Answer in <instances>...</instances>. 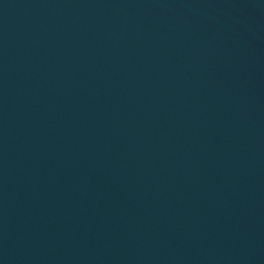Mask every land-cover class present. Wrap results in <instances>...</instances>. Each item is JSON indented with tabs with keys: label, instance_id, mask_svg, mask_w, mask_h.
I'll return each mask as SVG.
<instances>
[{
	"label": "water",
	"instance_id": "95a60500",
	"mask_svg": "<svg viewBox=\"0 0 264 264\" xmlns=\"http://www.w3.org/2000/svg\"><path fill=\"white\" fill-rule=\"evenodd\" d=\"M0 264H264V0H0Z\"/></svg>",
	"mask_w": 264,
	"mask_h": 264
}]
</instances>
